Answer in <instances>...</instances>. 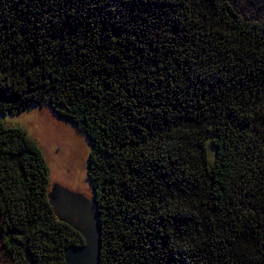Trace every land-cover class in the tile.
I'll use <instances>...</instances> for the list:
<instances>
[{"label":"trees","instance_id":"1","mask_svg":"<svg viewBox=\"0 0 264 264\" xmlns=\"http://www.w3.org/2000/svg\"><path fill=\"white\" fill-rule=\"evenodd\" d=\"M47 106L90 142L99 264H264V22L226 0H0V115ZM214 151L213 160L208 149ZM0 120V260L83 244Z\"/></svg>","mask_w":264,"mask_h":264},{"label":"rangeland","instance_id":"2","mask_svg":"<svg viewBox=\"0 0 264 264\" xmlns=\"http://www.w3.org/2000/svg\"><path fill=\"white\" fill-rule=\"evenodd\" d=\"M239 13L264 22V0H226ZM7 126L20 127L40 148L49 169L50 186L59 185L91 199L86 177L90 142L71 122L58 118L47 106H30L15 115H0ZM214 151L208 149L213 160ZM0 264H7L0 260Z\"/></svg>","mask_w":264,"mask_h":264},{"label":"water","instance_id":"3","mask_svg":"<svg viewBox=\"0 0 264 264\" xmlns=\"http://www.w3.org/2000/svg\"><path fill=\"white\" fill-rule=\"evenodd\" d=\"M48 201L58 219L78 232L83 239V244L65 248V264H99L101 236L91 200L59 185H53Z\"/></svg>","mask_w":264,"mask_h":264}]
</instances>
